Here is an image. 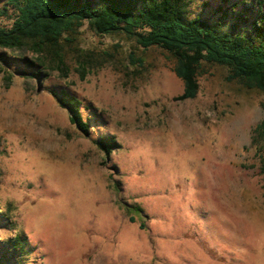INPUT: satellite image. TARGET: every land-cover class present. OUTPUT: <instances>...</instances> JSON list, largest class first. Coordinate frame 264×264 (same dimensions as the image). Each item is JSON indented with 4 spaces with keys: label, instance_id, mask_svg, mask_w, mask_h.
Instances as JSON below:
<instances>
[{
    "label": "rangeland",
    "instance_id": "rangeland-1",
    "mask_svg": "<svg viewBox=\"0 0 264 264\" xmlns=\"http://www.w3.org/2000/svg\"><path fill=\"white\" fill-rule=\"evenodd\" d=\"M217 3L192 0L191 13L213 18ZM63 38V71L49 62L38 76L0 49V254L14 264H264L250 144L263 93L203 62L196 95L179 100L163 49L86 22ZM51 89L79 99L86 132ZM100 136L114 140L110 152ZM17 236L21 250L8 247Z\"/></svg>",
    "mask_w": 264,
    "mask_h": 264
},
{
    "label": "trees",
    "instance_id": "trees-1",
    "mask_svg": "<svg viewBox=\"0 0 264 264\" xmlns=\"http://www.w3.org/2000/svg\"><path fill=\"white\" fill-rule=\"evenodd\" d=\"M191 3L192 0H0V16L10 19L9 25L0 26V49L16 53L17 61L31 75L38 76L41 67L49 62L63 71V33L86 22L96 34L123 33L143 48L157 46L169 53L174 59L173 71L183 84L176 96L179 100L196 95L197 75L203 62L226 66L228 79H237L264 95V0H218L213 18L201 13L193 15ZM28 52L33 55L28 57ZM79 72L83 76L85 67L80 65ZM50 93L67 109L69 120L86 132L88 124L82 119L79 99L64 90L51 89ZM95 144L105 153L115 146L109 136L98 137ZM250 144L258 157L264 191V114L251 129ZM24 245L25 237L17 236L8 247L21 250ZM12 260L4 249L0 264H14Z\"/></svg>",
    "mask_w": 264,
    "mask_h": 264
},
{
    "label": "clouds",
    "instance_id": "clouds-1",
    "mask_svg": "<svg viewBox=\"0 0 264 264\" xmlns=\"http://www.w3.org/2000/svg\"><path fill=\"white\" fill-rule=\"evenodd\" d=\"M30 226L34 228L32 232L33 237H38L44 231V229L39 224V217H34L33 220L30 222Z\"/></svg>",
    "mask_w": 264,
    "mask_h": 264
}]
</instances>
